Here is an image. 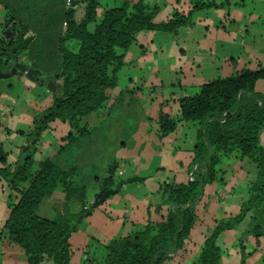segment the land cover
<instances>
[{
	"label": "trees",
	"instance_id": "16d2710c",
	"mask_svg": "<svg viewBox=\"0 0 264 264\" xmlns=\"http://www.w3.org/2000/svg\"><path fill=\"white\" fill-rule=\"evenodd\" d=\"M35 1L20 0L21 8L27 10L14 11L6 0H0L4 10L0 72L10 74L11 65L24 59L27 67L39 70L45 81L53 82L56 89L50 106L32 117L33 127L27 134L26 145L18 148L19 155L12 167L7 165V153L0 145V179L12 191L20 193L15 203L7 204L9 215L0 231L8 242L23 250L29 264H40L43 260L50 264H69L68 240L90 214V207L86 205L83 189H73L69 173L60 170L52 158L32 165L40 135L54 121L74 127L82 118L105 105L107 92L116 86V74L122 65L124 53L119 54L117 49L125 51L136 41L138 33L177 32L192 25L193 11L218 5L197 2L186 15L176 12L166 20L154 22L159 8L148 6L143 0L125 1L118 7L104 8L101 5L103 0H83L80 19L74 17V9L66 6V0H61L58 7H35L33 4L38 3ZM100 8L97 18V9ZM90 24H93L91 30L88 29ZM6 30H9L7 37ZM29 32L32 34L28 35ZM26 39L29 42L23 49ZM73 41H76L74 49L66 45ZM38 43L55 47V54H51L55 61L52 71L46 69V58L40 59L41 64L45 63L42 66L34 65L26 57L27 50ZM257 81H264L262 66L207 81L197 94L178 100V121L199 125L188 168L189 180L180 184L162 183L160 203L154 207L160 220H148L141 229L111 239L105 246L103 264H163L168 261L182 248L193 228L195 205L204 187L214 182L219 174V162L236 154L255 165L256 176L247 185L248 195L239 213L216 221L211 235L201 246L198 256L201 264H220L219 235L234 229L245 218H252L251 212L264 203V146L258 145L259 135L264 132V93L254 90ZM158 123L162 134L176 131V121L163 112L159 113ZM85 131L82 128L81 134ZM74 139L70 132L68 145ZM62 183L63 187H68L70 198L74 193L75 199L81 203L80 211L74 215L75 220L71 221L70 216L58 220L38 216L36 209L42 198L49 196ZM243 235L264 237V229L254 225ZM240 247H243L241 240ZM80 264L97 262L91 253H82Z\"/></svg>",
	"mask_w": 264,
	"mask_h": 264
},
{
	"label": "rangeland",
	"instance_id": "374dc122",
	"mask_svg": "<svg viewBox=\"0 0 264 264\" xmlns=\"http://www.w3.org/2000/svg\"><path fill=\"white\" fill-rule=\"evenodd\" d=\"M19 1L6 0L11 4L12 10L26 11V7L21 8ZM154 1L156 0H143L148 6H154ZM213 1L221 11L211 10L208 15L221 13L220 17H225V20L234 18L236 11L231 6L227 7L223 0ZM122 2L123 0H103L101 5L103 8L115 7ZM157 7L160 9L153 21L167 19L169 11L158 4ZM100 9H97V18ZM80 12L77 7L74 17H80ZM235 15L241 34L229 41L214 33L215 28L212 26L205 32V25L199 23H196L197 29L194 32L182 27L176 33H138L136 38L143 36L147 40H143V47L135 41L125 51L117 49L119 54L124 53L122 65L116 74L117 85L108 91L105 105L82 118L74 127L54 121L40 135L32 165L35 166L45 158H52L60 170L69 173L71 187L79 191L83 189L86 205L90 207L92 215L81 222L79 229L68 240L71 254L69 264H79L78 259L82 253H91L97 264H103L105 246L111 239V226L106 219H102L101 213L106 204L124 199L128 201V206L140 207L141 198L145 197L149 203L156 197L154 191H157L158 181L172 182L175 179V183L179 184L189 180L187 166L190 164L189 145L193 138L190 127L192 122L178 121V100L197 94L200 86L207 81L230 77L245 69L254 70L257 66L264 67V0H245L244 8ZM193 22L192 20V24ZM92 27L93 24H90L88 29L91 30ZM66 45L74 49L76 41ZM53 53L55 54L54 46L52 48L46 43H38L27 50L26 57L34 65L42 66L45 63L41 64L40 59L46 58V69L52 71L55 67L51 56ZM19 86L21 87V83L19 85L14 79H0V145L4 152L15 146L19 147L22 139L26 140L33 127L29 116L41 113L52 102L49 91L38 88L28 96L20 93ZM254 90L264 93V81H257ZM27 98L30 103L23 102ZM160 112L176 121L179 136L160 133ZM181 124H184L183 128ZM5 127L13 131L20 129L22 134L18 131L7 134ZM82 128L86 129L83 134ZM70 132L75 139L68 145ZM55 139H62V142H56L55 146ZM172 140H175L174 148L169 147ZM258 145L264 146V132L259 135ZM232 155L234 154L228 159L223 158L222 164L217 166L222 169V173L217 175L214 184L220 192L233 188L236 193H243V182L250 183L255 179V165L247 158H241L243 161L239 162ZM113 167H116L115 171L121 170L122 174L119 176L115 172L110 182L108 181L107 189L112 190L119 179L144 178V185L136 181L126 183L122 186L124 189L121 187L101 205L92 207L94 196L100 191L103 180ZM237 167H241V170ZM74 195L73 193L68 201V216L71 221L75 220L74 215L81 209V203ZM19 196V191H12L4 180H0V228L9 215L6 203H15ZM64 198L65 187L62 183L49 196L42 198L36 214L50 220L67 217L62 207ZM226 202L231 209L235 207V200ZM259 214L264 217V210ZM254 225L256 224L245 219L239 226L244 232ZM248 236L250 235L241 236L242 245L259 247L264 252V237L257 242L248 239ZM225 243H230L229 237ZM239 250L242 264L247 259L246 253L242 248ZM48 263L49 261L43 260L40 264Z\"/></svg>",
	"mask_w": 264,
	"mask_h": 264
},
{
	"label": "crops",
	"instance_id": "0c3cea01",
	"mask_svg": "<svg viewBox=\"0 0 264 264\" xmlns=\"http://www.w3.org/2000/svg\"><path fill=\"white\" fill-rule=\"evenodd\" d=\"M46 1H50V2L44 3L45 2L44 0H36L35 2H38V3H35L33 5L35 7L37 6L43 7L45 5L48 7H58L61 0H46ZM66 1H70V4L72 2V0H66ZM77 1H79V3L77 5H74L72 8L74 10L77 9V7L80 8V11H81L80 17L76 18V19H80L82 16V5H81L82 3L81 2L83 0H77ZM125 1L126 0H123V2ZM136 1L137 0H133L130 3H134ZM197 2L216 3L213 0H169V1L156 0L154 1V5L157 6L158 4L159 7L160 6L162 7V9H167L169 11V15L167 17L168 19L172 17L176 12L186 15L187 13L191 11L192 7ZM223 2L224 4H226L227 7L231 6V8H233L236 11L233 14L234 18L232 20H229L228 18H226L225 20L224 19L225 17L221 18L219 15L221 13L208 15V12H210L211 10L221 11V9H218L219 7L209 8V9L207 8V9L193 11L191 15V19L194 21L193 24L191 26H187L183 28L187 29V31L189 32H194L197 29L196 23H199L200 25L201 24L205 25L204 30L206 32L208 28L212 26L215 28L214 33H217L221 37H226L224 40H227V41L234 40L237 37V35L241 34V30L239 28V22L236 21L237 18H236L235 13H239L242 10V7L244 8L245 0H223ZM118 6H115V7H118ZM3 13H4L3 8H0V34H1V30L3 27V21H4ZM158 33H163V32H158ZM30 34L31 33L29 32L28 35ZM139 35H144V34H139ZM178 36H180V34H178ZM143 40H146L143 38V36H141V38H138V37L136 38V42L139 43L140 47H143L144 45V43H142ZM182 41L183 43L185 42L184 40ZM21 64L26 66V64L24 63V59L21 60ZM36 71L40 72L39 70H36ZM7 79L8 80L14 79L15 82H17L19 85L21 83L22 89L20 86L19 87L21 91L20 93H22L23 95L26 94L30 96L31 93L35 92V90L38 88H42L45 91H48L45 86L47 81H45V78L42 75V73L40 77H36L35 81L28 80L27 78L24 77V75H21V76L12 75L11 77ZM54 93L50 92V94H54ZM28 101L29 99L27 98L23 102L30 103V101L29 102ZM32 115L29 116L31 119L33 117ZM9 116L11 115L9 114ZM183 126L184 124H181L182 128ZM190 127L193 133V138L191 139V142L189 145L191 146L189 150V156H190V161H191L193 157V149H194L195 142H196V133L199 128V125L197 123H192ZM4 130L6 131L7 134H10L16 131L21 133L20 129H16L13 131L12 129L5 127ZM177 131H179V129H177ZM175 132H173V134L176 135V137L179 136L178 133L180 132H176V133ZM55 140H56L55 146H56V142H59V141L60 143L62 142V139L60 140L55 139ZM20 142H21L20 146L26 145V141H24L23 139ZM169 144L171 145L169 147L174 148L175 140H172ZM19 147L15 146L12 150H9L8 152L5 151L7 153V165L8 166L12 167L17 161V158L19 155V150H18ZM60 149H63V148L60 147ZM179 151H180V148H179ZM174 153L175 151L173 152V154ZM35 154L36 152L34 153V155ZM229 157H231V155ZM232 157L235 160H238L239 162L243 161L241 160V158H238V156L235 154L232 155ZM226 159H228V157H226ZM221 161L219 162L218 165L222 164ZM188 168H189V164L187 166V173H188ZM237 168L241 170V167H237ZM255 169L256 168L254 167V172L256 171ZM218 170H219V174L222 173V169L219 168ZM117 171L119 170L116 169L115 172ZM138 179H143V180L141 181ZM174 180L175 179H173L172 183H175ZM135 181L139 183L141 182V185H144V182H145L144 178H135ZM164 182L165 181H161V182L158 181V184L156 186L157 191H154L156 192L155 193L156 197L152 199L149 203L145 197L140 199V207L139 206L138 207L128 206L129 205L127 203L128 201L121 199L117 201H112L106 204L105 208H102L101 210L102 217H103L102 219H106L111 226L109 229L111 233V236H110L111 239L116 238V237H123V236L133 233L134 231H137L138 229H141L148 220L150 221L160 220V215L154 212V207L160 203L159 188H160V185ZM248 182L247 181L243 182V186H244L243 193H240L238 191H237L238 193H236V189H233V188H230V191L228 188V191L223 190L220 192L219 189H217V186H215L214 182L206 185L203 189V194L201 198L195 205L194 210H195L196 222L193 228L189 232L187 239L183 241L182 248L176 251L175 253H173L172 257L163 264H201L198 261V256L201 251V246L204 240L211 235L216 221L229 219L231 217L236 216V214L239 213L241 205L245 201L248 195L247 194ZM130 191L128 192V196H130L131 194ZM227 200L229 201L235 200L236 202L235 207L231 209L229 205H227V202H226ZM10 202L11 201H9L8 203ZM262 210H264V203L260 208L253 210L251 212L252 218H245V219L247 220V222L255 223L259 227L264 228V217L261 216V214H259ZM233 212H236V213H233ZM106 213H108L109 215H107ZM88 217H92V215L89 214L83 220H86ZM241 223H239L238 226L235 227L234 229L225 231L219 235L217 239V244L219 245L221 249L220 264H240L241 263L240 250H239L241 248L240 238L241 236H243V233L246 232V231L243 232V230L242 231L240 230L239 225ZM1 233L2 232L0 231V264H29L27 257L25 256L23 250L18 245L8 242L6 239V235L4 233L2 234ZM228 237L230 239V243L226 244L225 241ZM249 238L258 242L262 237H255V236L250 235L248 236V239ZM246 240H245V243L247 244ZM242 250L246 253V258H247L245 259V261H242L243 262L242 264H264V255H263L264 252H262V250H259V247L245 245L242 247ZM253 257L255 258L253 259ZM80 259H81V254L78 259L79 264H80ZM230 261L231 263H229Z\"/></svg>",
	"mask_w": 264,
	"mask_h": 264
},
{
	"label": "water",
	"instance_id": "95a60500",
	"mask_svg": "<svg viewBox=\"0 0 264 264\" xmlns=\"http://www.w3.org/2000/svg\"><path fill=\"white\" fill-rule=\"evenodd\" d=\"M78 3L79 1H72L71 7H73L74 5H77ZM8 32L9 30L5 31L6 37H7ZM28 42H29V39L24 40L23 45H22L23 49L26 48V45ZM10 75H16V76L24 75V77L27 78L28 80L35 81L36 77H40L41 73L36 70H33L32 68H27L23 64L17 62L11 65L10 74H4L0 72V79H7L10 77ZM45 86L49 92L51 93L55 92V86L53 82L47 81ZM114 173H115V168H110L108 171L107 177L102 182L101 189L97 194V198L95 197L93 199L92 207H97L101 205L110 195L116 194L124 184L135 181V178L119 179L115 187L112 190H109L107 189L108 181L111 180ZM69 199H70L69 189L67 186H65V198L63 201V205H62L65 216H68V206L67 205H68Z\"/></svg>",
	"mask_w": 264,
	"mask_h": 264
},
{
	"label": "built area",
	"instance_id": "2783aa9c",
	"mask_svg": "<svg viewBox=\"0 0 264 264\" xmlns=\"http://www.w3.org/2000/svg\"><path fill=\"white\" fill-rule=\"evenodd\" d=\"M70 1H66V6L67 7H70ZM117 174L120 176L121 174H122V172L121 171H117Z\"/></svg>",
	"mask_w": 264,
	"mask_h": 264
},
{
	"label": "flooded vegetation",
	"instance_id": "af4514ba",
	"mask_svg": "<svg viewBox=\"0 0 264 264\" xmlns=\"http://www.w3.org/2000/svg\"><path fill=\"white\" fill-rule=\"evenodd\" d=\"M95 197L97 198V194L94 196V198H95ZM94 198H93V199H94Z\"/></svg>",
	"mask_w": 264,
	"mask_h": 264
}]
</instances>
